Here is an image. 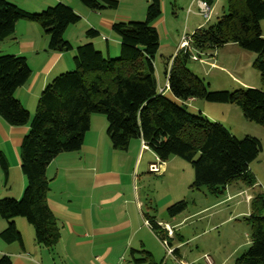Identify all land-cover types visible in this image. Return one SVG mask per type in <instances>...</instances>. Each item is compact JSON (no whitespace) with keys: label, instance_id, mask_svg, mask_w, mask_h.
<instances>
[{"label":"trees","instance_id":"16d2710c","mask_svg":"<svg viewBox=\"0 0 264 264\" xmlns=\"http://www.w3.org/2000/svg\"><path fill=\"white\" fill-rule=\"evenodd\" d=\"M76 1L94 12L117 6L116 0ZM202 1L211 7L216 0ZM223 1L226 13L189 34L188 50H178L174 57L163 59L164 78L178 104L158 91L153 66L159 48L154 24L161 18L160 0H150L143 22L113 23L111 29L120 42L118 58L103 56L90 43L76 47L74 70L57 75L45 85L32 117L13 96L31 74L25 58L0 55V118L9 126L28 128L19 150L25 188L20 199L0 201V218L7 223L0 238L5 243L21 244L14 224L16 218L33 228L37 244L52 248L57 243L58 228L46 204L45 170L57 155L81 148L92 114L105 117L106 135L113 149L124 151L131 139L139 138L161 162L177 157L190 163L191 189L205 186L211 194H223L233 182L241 181L248 188L255 185L249 166L261 152L259 140L250 136L236 139L221 124L201 113L188 112L180 103L193 98L232 104L240 108L245 120L264 128V37L260 32L264 2ZM20 20L37 24L47 37V49L63 53L71 49L63 34L68 26L79 21V16L62 3L38 14L0 0V41L13 33ZM88 34H92L91 30ZM227 44L255 54L253 67L260 75L262 90L209 92L186 68L185 63L192 56ZM0 169L7 173L8 165L1 153ZM184 207L183 201L177 202L167 213L176 216ZM250 211L251 243L235 264H264V196L250 200ZM149 224L153 230H159L152 220ZM159 235L165 236L162 232ZM0 264L12 261L2 256Z\"/></svg>","mask_w":264,"mask_h":264},{"label":"crops","instance_id":"0c3cea01","mask_svg":"<svg viewBox=\"0 0 264 264\" xmlns=\"http://www.w3.org/2000/svg\"><path fill=\"white\" fill-rule=\"evenodd\" d=\"M7 1L27 12L31 11L26 7L30 2L34 5V10H44L62 3L79 16V21L84 18L89 22L92 36L97 35V30L101 31L100 28L111 30L115 21L114 18L101 13L85 10L73 0ZM190 4L195 5L196 11L188 8L187 13L199 17L196 0H190ZM211 9L213 10V5ZM162 22H165V14L156 21L155 29ZM204 22L197 23L194 30L203 26ZM40 29L31 22L20 20L15 24L13 33L0 41V55L23 57L30 68L29 79L13 96L31 117L36 109L39 92L48 84L50 73L62 58L61 53L47 49V37ZM104 38L106 40H103ZM100 40L107 41V37L101 36ZM181 41L182 38L171 45L174 52L171 57L178 52ZM5 44L12 45L13 51L9 49L8 53H2V46ZM90 44L94 46L93 43ZM225 46L232 47L230 50L233 52H237L236 49L239 48L234 44ZM235 46L237 48H234ZM106 47L107 55L110 56L111 48ZM117 52L119 51L116 50L114 54ZM214 55L216 57V53ZM64 65L68 68V64ZM153 66L157 79L154 61ZM165 83L164 78L163 86H159L157 79L158 88H163ZM163 95L178 104L179 101L169 90ZM195 103L196 101L190 102L186 106L187 111L193 114H197V111L201 113L202 109ZM106 128L105 118L92 114L81 148L76 152L57 155L46 167V204L58 228L57 243L52 248L37 244L33 228L25 220L16 218L14 224L21 236V244H8L0 238V258L7 256L12 264H153L149 240L150 233L154 230L149 220L156 223L162 233L165 234L167 230L171 232V236L166 240L170 241L167 244L172 249L174 229L182 221L177 223L179 214L168 215L166 221L159 218L165 216L164 213H167L174 199L169 198L164 202L160 199H150L143 195L142 191L146 186L138 180L140 171L149 173V165L157 162L161 166L159 176L166 174L172 158L161 162L152 151L141 148L139 138L131 139L124 151L113 149L106 135ZM27 130V126L12 127L0 118V153L8 165L6 174L0 169V201L20 199L25 188L26 181L20 171L19 150ZM141 178L146 176L142 175ZM257 184L256 180L254 186ZM237 194H228L227 199ZM246 199L249 202L252 196L246 194ZM6 227L7 223L0 218V233ZM178 252V249H174L170 256L179 254ZM177 262L187 264L181 260Z\"/></svg>","mask_w":264,"mask_h":264},{"label":"rangeland","instance_id":"374dc122","mask_svg":"<svg viewBox=\"0 0 264 264\" xmlns=\"http://www.w3.org/2000/svg\"><path fill=\"white\" fill-rule=\"evenodd\" d=\"M116 1L117 6L115 8L102 9L97 13L114 18V23L143 22L145 20L150 0ZM160 1L161 18L165 14V22L156 26L159 48L154 57V63L158 85L163 86L162 62L163 59L173 55L171 45L173 46L182 36L187 37L194 31V26L199 22H204L205 19L201 15V17H195L193 14L187 13L188 8L191 11H196L195 5L190 6V0ZM262 1L264 2V0ZM73 2L77 3L78 1L73 0ZM77 4L80 6V3ZM26 7L31 9L30 13L39 14L43 11L34 10L35 7L31 2L27 3ZM80 7L89 10L83 6ZM223 13H226L225 2L223 0L216 1L207 19L208 23H214ZM206 24L207 22H204L203 25ZM90 29L92 28L89 22L84 18L67 27L63 39L70 44L71 49L61 53V61L57 62L53 72L50 73L48 83L57 75L74 70L75 48L80 45L93 43L95 50L101 52L105 57L108 56L106 46H109L111 54L108 57L110 59L119 57L120 42L112 29L100 28L101 31L97 30L98 34L94 36L88 34ZM260 32L264 37V19L260 22ZM101 36L107 37V41L100 40ZM230 48L232 47L222 46L214 51L198 54V57L203 59L202 62L188 59L185 66L203 82L209 92H232L245 88L262 90L260 75L253 67L255 54L236 46L234 48H237V52L231 51ZM9 49L13 51V46L3 45L2 51L4 52L2 53H8ZM116 50L119 52L114 54ZM214 53H216V57ZM64 64H68L66 66L68 68H65ZM194 101H196L195 105L202 109L201 114L203 116L213 122L223 124L236 139L240 140L250 136L259 140L261 152L250 164L251 173L255 176L258 184L248 188L241 181L233 182L226 186L227 193L224 191L223 194H211L205 186L191 189L190 186L193 182L192 166L177 157H170L172 159L169 163V171L161 177L150 172L140 171L138 180L140 179L139 182L146 186L142 191L143 195L152 200L160 199L164 202L172 198L174 199L173 204L180 201L185 203V207L179 213L177 220V223L182 222L175 227L171 242L172 250L178 249L179 254L168 255L159 240L162 237L166 239L165 236L159 235L161 234L160 230H154L153 233H150L151 239L149 240L153 254L151 255L154 259L153 264H181L177 262L179 260L185 261L187 264H235L236 259L246 252L251 243L250 201L248 202L246 199V194L251 195L252 198L259 195L264 196V128L245 120L240 108L235 105L207 102L202 99ZM98 116L103 115L99 114ZM142 175L146 178H141ZM228 194L237 195L227 199ZM164 214L165 216L159 218L162 221L168 220V213L165 212ZM166 241L170 243L169 240Z\"/></svg>","mask_w":264,"mask_h":264},{"label":"built area","instance_id":"2783aa9c","mask_svg":"<svg viewBox=\"0 0 264 264\" xmlns=\"http://www.w3.org/2000/svg\"><path fill=\"white\" fill-rule=\"evenodd\" d=\"M196 3H197V7H198V13L205 19V20H207L208 18H209V16H210V13H211V7H209L205 2H203L202 0H196ZM189 41H190V39L188 38V36L186 37H182V41H181V43H180V45H179V50H188L189 49ZM191 59L193 60V61H198V62H202L203 61V59H201V58H199V57H197V56H192L191 57ZM166 90H169V88H168V84H167V81H166V83H165V85H164V87L163 88H158V91L163 95L164 94V92L166 91ZM192 101H194V99L193 98H189V99H187L186 101H184V102H180L182 105H185V106H188V104L190 103V102H192ZM141 148L143 149V150H147L148 149V147H147V145L143 142V141H141ZM161 166H160V164L157 162V163H155V164H150L149 165V167H148V170H149V172L150 173H153V174H155V175H160L161 174ZM169 236H171V232L170 231H166V234H165V237H166V239H167V237H169ZM166 239H159L160 240V242L162 243V245L165 247V249H166V252H167V254L168 255H172L173 254V250L171 249V248H169L168 247V244H167V241H166ZM206 261L208 262V263H210L209 262V260L208 259H206ZM181 264H183V263H181Z\"/></svg>","mask_w":264,"mask_h":264}]
</instances>
